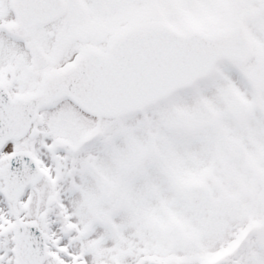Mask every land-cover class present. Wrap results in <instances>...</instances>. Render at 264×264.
<instances>
[{"label": "rangeland", "instance_id": "374dc122", "mask_svg": "<svg viewBox=\"0 0 264 264\" xmlns=\"http://www.w3.org/2000/svg\"><path fill=\"white\" fill-rule=\"evenodd\" d=\"M138 2L139 0H112L114 9L111 7V11L112 9L113 11L122 10L123 3L124 8H132L133 4ZM238 6L239 0L156 1V6L152 7V10L148 13L157 16V18L171 21L182 29L195 26L205 32H212L234 24L235 16L233 17V13L236 15ZM132 19V17H129V21ZM99 46L103 48V44H99ZM83 47V44H76L74 51ZM70 57L71 54L63 60H67ZM7 58L11 59L8 53ZM19 64L23 65L22 68H20ZM19 64L17 63L15 66L16 71H13V75L18 82L16 89L25 92L30 89H37L39 78L31 69L29 62ZM13 66V63L9 65L2 64L5 69L8 67L12 69ZM245 70L248 71L249 68ZM45 71H41V73L43 74ZM242 72L243 70L237 64H222L202 86L200 85L192 91L177 95L166 103H162L149 111L133 117L106 121L87 119L73 110L68 103H63L61 107L60 104L54 106L59 107L58 111H56L58 117H54L55 115L50 113V110L54 107H50L40 114L36 125L44 129L45 132L43 134L47 133L53 136V139L58 135H62L66 139H72L71 143L77 146L81 143L79 135L97 126L104 129L105 133H108V138L114 144L118 141L122 147H125L123 148L125 152L122 157L125 161V167L122 173L125 175L128 172L127 181L129 184L130 203L128 214L125 215V218L129 217V224L127 222L129 228V251L125 258H123L125 254H113L111 248H119L120 241L112 242L103 237L102 243L95 246L96 252L94 256L87 254L91 248L89 244L85 243L79 247V250L86 251V253L85 251L79 253L80 256L86 259V264H121L122 258L123 264H196L199 260H213L205 252L200 255H195L194 251L193 254L185 252L186 256L181 253L179 247H176L177 252L176 255L174 254L173 249L178 246L176 244L178 241L175 240V237L179 239V237L192 232L189 224L194 219V216H190V213H188L187 187L193 182H203L211 190L215 182L226 183L225 181L229 180L227 175L232 174V166L238 168L239 174L242 175L241 178L247 179L245 180L247 185L254 186L255 181L248 180V176L245 175L253 174L249 169L252 167L251 158L254 157L261 163L262 157L256 155L257 153L251 147L252 155L244 154L241 147H234L235 151L232 152L229 148H225L219 140L214 142L212 153H200L201 147H203L201 145L207 142L195 138L192 140L190 129H192V125L195 128L199 124V128L197 127L199 130L206 129V126L202 128V123L206 125L208 116L206 109H202V113H198V108L202 103V97L198 93H206L207 97L210 96L208 97L209 100L214 97V89L220 90L224 94L229 85L236 83L237 75ZM197 89L200 91H197ZM241 92L243 93L244 91ZM242 112L244 111L239 113V117H241ZM244 125H246L245 120L239 118V123L236 126ZM79 129L82 130L79 134H76ZM192 132L194 131L192 130ZM248 133L249 131H244L242 137H247ZM188 139L189 144L186 153L181 148H171L175 141L179 145L178 143L181 140L184 143ZM101 140L97 142L102 144L104 140ZM35 141H33L31 146L34 152L38 151L36 154L38 153L39 155L41 150L37 147V143H34ZM50 148L53 150V147ZM62 150L68 151L71 149ZM83 150L85 157L80 165L75 168L74 178L77 177V180H68L70 172H65L66 175H60L58 161L52 155L49 161L50 167L47 169L49 174H46L47 177L44 182L46 181L48 185H52L53 180L61 178L63 180L61 185L64 184V186L70 187L86 183L87 180L95 183L93 173L90 174V166L85 155L90 154L91 149L85 147ZM239 154L243 155L242 159L238 157ZM64 157L67 160L69 156L66 154ZM111 159L114 161V165L110 171L112 178H114L120 173V159H115L114 154L111 155ZM251 178L254 179L255 177ZM139 187H143V189L139 190ZM144 189L147 192H142ZM233 191H236V188ZM259 194L264 196V189H261ZM34 196L35 192L33 190L30 191L28 198L25 199L22 206L20 205L22 216H31L30 204H32ZM53 213L56 217L49 227L50 232L54 234V224L59 215L54 210ZM240 215L242 218L237 222L239 229L240 227L243 228L244 225L254 224L255 222L264 223L263 205L252 203L250 215L248 216L245 213H240ZM67 222H62L63 225H58L61 232L64 226L73 229L74 226L71 221ZM200 232L199 230L194 234H200ZM254 233L250 232L251 239L240 252L218 259L217 264H264V248L259 249L260 246L264 247V244L257 243V248L254 246L256 239L257 241L261 240L263 236ZM114 236L118 237V235ZM111 243L112 246H110ZM123 251V249H120V252ZM184 258L185 262L178 263L180 259ZM191 259L192 262L190 261Z\"/></svg>", "mask_w": 264, "mask_h": 264}, {"label": "water", "instance_id": "95a60500", "mask_svg": "<svg viewBox=\"0 0 264 264\" xmlns=\"http://www.w3.org/2000/svg\"><path fill=\"white\" fill-rule=\"evenodd\" d=\"M195 34H179L162 24L130 27L109 45L108 55L83 54L76 64L52 79L48 88L54 94L68 95L82 108L92 112L131 113L171 94L184 84L180 75L187 64L179 65L178 61L181 60L180 53L197 45L187 44L196 36L218 47L210 62H195L196 67L202 70L221 57L241 60L249 55V45L243 32L228 31L211 37ZM200 55L188 53L185 56L192 61ZM9 111L14 117L8 123L11 125L10 134H14L23 127V109L10 104Z\"/></svg>", "mask_w": 264, "mask_h": 264}, {"label": "flooded vegetation", "instance_id": "af4514ba", "mask_svg": "<svg viewBox=\"0 0 264 264\" xmlns=\"http://www.w3.org/2000/svg\"><path fill=\"white\" fill-rule=\"evenodd\" d=\"M38 34H41V33H38ZM31 40H33V39H31ZM35 41V40H34ZM23 44H26V42L25 43H23ZM49 44H52V43H49ZM53 44H56V43H53Z\"/></svg>", "mask_w": 264, "mask_h": 264}, {"label": "bare ground", "instance_id": "6f19581e", "mask_svg": "<svg viewBox=\"0 0 264 264\" xmlns=\"http://www.w3.org/2000/svg\"><path fill=\"white\" fill-rule=\"evenodd\" d=\"M92 118L96 119V117H94V116Z\"/></svg>", "mask_w": 264, "mask_h": 264}]
</instances>
